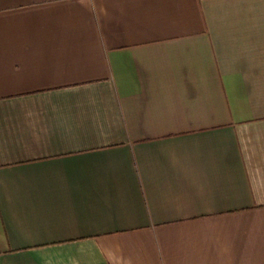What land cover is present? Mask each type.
<instances>
[{
  "label": "crops",
  "instance_id": "crops-1",
  "mask_svg": "<svg viewBox=\"0 0 264 264\" xmlns=\"http://www.w3.org/2000/svg\"><path fill=\"white\" fill-rule=\"evenodd\" d=\"M0 264H264V0H0Z\"/></svg>",
  "mask_w": 264,
  "mask_h": 264
}]
</instances>
